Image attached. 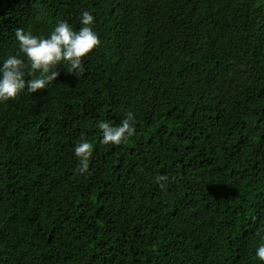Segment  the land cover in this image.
Segmentation results:
<instances>
[{"label":"trees","instance_id":"16d2710c","mask_svg":"<svg viewBox=\"0 0 264 264\" xmlns=\"http://www.w3.org/2000/svg\"><path fill=\"white\" fill-rule=\"evenodd\" d=\"M83 11V74L0 102V264H264V0H0V58Z\"/></svg>","mask_w":264,"mask_h":264},{"label":"clouds","instance_id":"9594fccd","mask_svg":"<svg viewBox=\"0 0 264 264\" xmlns=\"http://www.w3.org/2000/svg\"><path fill=\"white\" fill-rule=\"evenodd\" d=\"M94 16L89 11H83L80 27L73 28L67 21H57L47 35H36L24 28L15 29V39L19 45V54L9 53L0 58V102L15 98L26 87L36 93L46 88V85L56 79L57 66L63 65L68 71L82 75L84 61L89 53L99 43V35L94 31ZM28 68L31 79H25V68ZM101 143L120 145L126 143L135 133V117L129 111L119 124L111 121H100ZM92 145L87 139L81 140L74 147V155L79 162V171L87 172L89 158L92 156ZM166 179L160 175L157 183ZM161 186L163 184L161 183ZM264 239V237H262ZM260 261H264V243H260L254 253Z\"/></svg>","mask_w":264,"mask_h":264}]
</instances>
